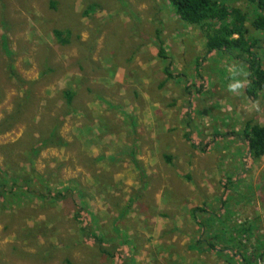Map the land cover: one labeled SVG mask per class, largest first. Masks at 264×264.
Returning <instances> with one entry per match:
<instances>
[{"label": "rangeland", "instance_id": "obj_1", "mask_svg": "<svg viewBox=\"0 0 264 264\" xmlns=\"http://www.w3.org/2000/svg\"><path fill=\"white\" fill-rule=\"evenodd\" d=\"M205 44L168 0H0V264H258L264 159L243 131L264 92L233 55L199 64Z\"/></svg>", "mask_w": 264, "mask_h": 264}, {"label": "trees", "instance_id": "obj_2", "mask_svg": "<svg viewBox=\"0 0 264 264\" xmlns=\"http://www.w3.org/2000/svg\"><path fill=\"white\" fill-rule=\"evenodd\" d=\"M168 1L177 17L182 22L189 26L198 27L204 31L206 37V56L201 58L199 64L202 63L207 56L216 54L233 55L237 60L244 61L250 73V83L245 91L250 98L254 101L257 100L259 95L264 92V67L256 54V50L260 49L261 41L251 36L250 27L256 33L264 34V0H245L249 6L254 9L252 12L253 16L251 12H244L240 8L230 7L228 5L229 0ZM54 37L57 42L63 46L71 44V33L69 32L55 30ZM156 40L157 46L159 47L158 58L164 62L168 61L169 56L164 49V40L162 39L160 31L156 32ZM7 47L8 46L5 44V48ZM164 74L167 78L165 83L173 82L178 79V76L172 74L171 65L165 67ZM184 90L187 93V89ZM64 94L67 99L68 110H74V93L66 91ZM243 135L248 148L249 158L253 161L264 159V126L249 121L245 125ZM186 139L189 140L188 137H186ZM62 143L63 141L59 136L50 135L49 138L43 141L42 147L50 148L56 145L61 146ZM65 144L63 143V145ZM35 154H38V152H35ZM168 160L169 162L171 161L170 159ZM9 179L17 182L13 178ZM35 182V184H37V181ZM37 188V186H34L36 196L38 193ZM20 192L24 194L25 191ZM27 192L30 193V191ZM72 194L70 189L65 188L62 192H56L52 195V198L50 197L48 200L43 195L38 194V197L43 202L56 204L65 200L67 196H71ZM1 199L0 196V201ZM1 202L3 205H6V200ZM85 215L91 216L89 213L85 212L84 208H80L78 218H81L83 223L86 222L89 224V222H91V228L88 226L87 228L92 230L93 218L87 216V219ZM262 252L261 258H264V250ZM239 258L244 261V264H247L242 256H239Z\"/></svg>", "mask_w": 264, "mask_h": 264}, {"label": "built area", "instance_id": "obj_3", "mask_svg": "<svg viewBox=\"0 0 264 264\" xmlns=\"http://www.w3.org/2000/svg\"><path fill=\"white\" fill-rule=\"evenodd\" d=\"M258 264H264V258H261V260H259Z\"/></svg>", "mask_w": 264, "mask_h": 264}, {"label": "clouds", "instance_id": "obj_4", "mask_svg": "<svg viewBox=\"0 0 264 264\" xmlns=\"http://www.w3.org/2000/svg\"><path fill=\"white\" fill-rule=\"evenodd\" d=\"M233 87H239V85L237 84V85H234Z\"/></svg>", "mask_w": 264, "mask_h": 264}]
</instances>
